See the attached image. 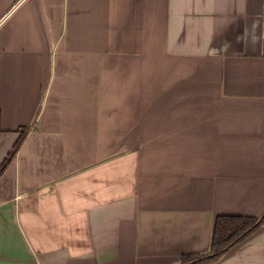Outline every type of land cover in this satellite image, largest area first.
I'll use <instances>...</instances> for the list:
<instances>
[{"label":"crops","instance_id":"0c3cea01","mask_svg":"<svg viewBox=\"0 0 264 264\" xmlns=\"http://www.w3.org/2000/svg\"><path fill=\"white\" fill-rule=\"evenodd\" d=\"M0 110V264H179L264 212V0H0Z\"/></svg>","mask_w":264,"mask_h":264},{"label":"trees","instance_id":"16d2710c","mask_svg":"<svg viewBox=\"0 0 264 264\" xmlns=\"http://www.w3.org/2000/svg\"><path fill=\"white\" fill-rule=\"evenodd\" d=\"M0 130H2V114L0 110ZM26 131H22L12 149L0 164V175L17 154ZM264 221V212L259 215L242 213H224L215 218L209 250L205 252H189L181 254L179 264H211L231 246L242 241Z\"/></svg>","mask_w":264,"mask_h":264}]
</instances>
